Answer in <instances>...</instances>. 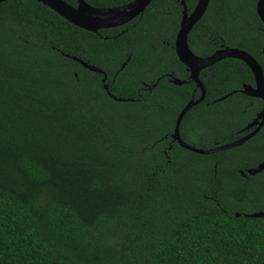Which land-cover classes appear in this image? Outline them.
I'll list each match as a JSON object with an SVG mask.
<instances>
[{"label": "trees", "instance_id": "trees-1", "mask_svg": "<svg viewBox=\"0 0 264 264\" xmlns=\"http://www.w3.org/2000/svg\"><path fill=\"white\" fill-rule=\"evenodd\" d=\"M181 1L154 0L98 33L34 0L0 4V264H264V218L249 217L264 212V172L248 174L264 161V127L212 154L169 139L202 95L175 52ZM198 1L185 0L189 13ZM257 2L211 0L191 50L238 49L264 70ZM200 81L206 98L180 126L187 145L253 132L264 102L242 92L255 86L244 62L224 59Z\"/></svg>", "mask_w": 264, "mask_h": 264}, {"label": "water", "instance_id": "water-1", "mask_svg": "<svg viewBox=\"0 0 264 264\" xmlns=\"http://www.w3.org/2000/svg\"><path fill=\"white\" fill-rule=\"evenodd\" d=\"M10 0H0V4ZM43 5L51 8L65 20L81 29L98 33L100 30L117 28L126 25L141 14L150 6L154 0H134L130 4H127L118 8H98L91 6L85 0H76L77 6L69 4L65 0H34ZM211 0H199L195 9L189 14L185 0H182L183 16L180 22V29L178 31L175 41V51L179 61L186 66L187 71L190 73V79L194 81L197 88L201 90V97L198 100L192 99L187 106L181 111L175 126L174 139L177 140L180 145L192 152L198 154H212L219 151L229 150L234 147H238L249 139L256 136L260 130L264 127V108L258 114L257 118L248 125L247 129L251 130L256 128L252 133L248 134L244 138L237 142L224 145L214 150L204 151L198 150L187 145L180 137V126L187 112L197 104L201 103L206 98V88L200 81V73L202 70L212 67L218 64L224 59H238L244 62L252 71L255 79V86L245 85L243 93L249 97L261 99L264 102V70L261 64L249 53L238 49L222 48L209 57H200L196 55L189 46V34L193 28L200 22L205 16ZM257 14L261 21L264 23V0H258L257 2ZM264 52V50H263ZM73 60L81 63L85 68L103 74L104 72L94 66L88 65L81 59L73 57ZM106 81V75L103 82ZM172 82L176 85H183L186 81H182L178 78H173ZM105 89L108 90V85H105ZM117 100L116 97H114ZM119 101H123L119 99ZM264 172V161L256 168L248 170L250 176H256ZM239 217V214H237ZM251 218H264V212L254 213L249 215Z\"/></svg>", "mask_w": 264, "mask_h": 264}, {"label": "flooded vegetation", "instance_id": "flooded-vegetation-1", "mask_svg": "<svg viewBox=\"0 0 264 264\" xmlns=\"http://www.w3.org/2000/svg\"><path fill=\"white\" fill-rule=\"evenodd\" d=\"M133 1H134V0H131V1L127 2V3H125V4H122V5H120V6H116V7H112V8H118V7L125 6V5H127V4H130V3L133 2ZM76 6H77V5H76ZM76 6H75V7H76ZM189 14H190V13H189ZM140 16H141V15H140ZM140 16H139V17H140ZM133 21H134V20H133ZM133 21H132V22H133ZM130 23H131V22H130ZM123 26H125V25H123ZM123 26H120V27H123ZM175 41H176V40H175ZM174 47H175V46H174ZM175 52H176V51H175ZM176 55H177V54H176ZM83 67H84V66H83ZM103 74H104V76L106 75L105 73H103ZM167 76L170 77L171 82H172V79H173V78H177V77H174L173 75H167ZM106 78H107V76H106ZM178 79H179V78H178ZM189 79H190V76H189ZM180 80H181V79H180ZM182 81H186V83H187V80H182ZM190 81H191V79H190ZM194 98H195V96L193 97V99H194ZM191 100H192V99H191ZM194 100H195V99H194ZM192 108H193V107H192ZM190 110H191V109H190ZM190 110H189V111H190ZM189 111H188V112H189ZM188 112H187V113H188ZM255 129H256V128H253V129L249 130V132H250V131L252 132V131H254ZM174 133H175V130H174ZM174 133H172V134L169 135V139H174V137H173V136H174ZM166 137H167V136H166Z\"/></svg>", "mask_w": 264, "mask_h": 264}]
</instances>
